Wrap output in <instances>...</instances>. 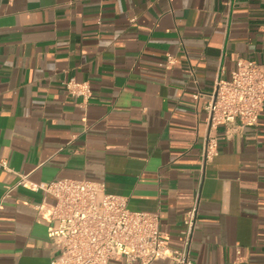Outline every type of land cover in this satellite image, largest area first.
Wrapping results in <instances>:
<instances>
[{"label": "crops", "instance_id": "0c3cea01", "mask_svg": "<svg viewBox=\"0 0 264 264\" xmlns=\"http://www.w3.org/2000/svg\"><path fill=\"white\" fill-rule=\"evenodd\" d=\"M239 59L264 65V0H0V199L13 188L0 264H50L35 206L52 200L22 176L105 183L159 213L173 249L201 185L194 262L264 264V108L254 127L213 131L206 112ZM209 133L218 155L203 166Z\"/></svg>", "mask_w": 264, "mask_h": 264}, {"label": "built area", "instance_id": "2783aa9c", "mask_svg": "<svg viewBox=\"0 0 264 264\" xmlns=\"http://www.w3.org/2000/svg\"><path fill=\"white\" fill-rule=\"evenodd\" d=\"M168 64L173 58L168 57ZM66 89L73 98L92 96L87 82L71 80ZM264 108V65L253 59H239L230 79L217 80L206 106L209 131L238 124H258ZM218 155L217 138L209 133L201 164ZM1 166L7 169L6 163ZM17 186L43 192L51 202L36 205L37 219L47 226L52 243L50 264H153L171 260L174 264H196L192 241L199 210L200 187L184 222L183 245L173 249L161 232L159 213L132 211L128 198L110 194L102 182L63 178L31 184L22 176ZM12 187L0 199V210ZM238 254L240 252L238 251Z\"/></svg>", "mask_w": 264, "mask_h": 264}]
</instances>
